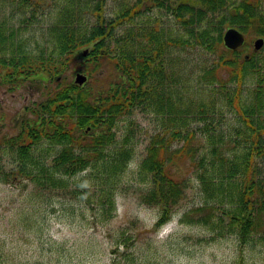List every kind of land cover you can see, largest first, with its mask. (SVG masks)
<instances>
[{"label":"rangeland","instance_id":"rangeland-1","mask_svg":"<svg viewBox=\"0 0 264 264\" xmlns=\"http://www.w3.org/2000/svg\"><path fill=\"white\" fill-rule=\"evenodd\" d=\"M39 1L35 17L23 22L21 17L31 11L23 6L22 0H0V31L9 34L3 35L6 40L0 47V52H6L3 57L25 54L33 60L42 55L49 62L47 58L53 53L55 35L50 34V30L62 18L59 16L69 14L66 17L69 25L90 28L93 23L91 10L85 8L81 0ZM125 1L131 6L134 0ZM169 1L141 0L139 12L113 30L105 42V50L96 56L71 57L67 65L60 66L52 74L41 71L19 78L13 84L0 82V142L19 132L21 122L19 125L18 122L23 117L25 122L37 117L35 111L39 102L69 84L80 87L75 91H90L88 98L106 93L120 80L121 70L116 62L128 63L130 55L126 51L133 50L137 55L150 52L157 63H162L165 79L160 78L159 87L165 90L166 96L171 91L176 95L180 92L183 99L204 105L201 115L195 114L198 108L194 106L183 126V129H193V136L185 144L195 152L197 160L201 158L202 166L211 170L210 162L214 158L215 168L219 170L221 154L224 159L239 162L241 149L251 139L241 123L238 106L230 104L224 92L234 94L237 83L230 78L228 68L218 63L221 54L228 59L233 53L222 44L210 51L189 38L185 24L171 14ZM121 2L107 0L105 15L115 17ZM68 20L62 24H68ZM256 36L259 35L254 32L245 34V42L239 47L240 59L253 51L252 40ZM152 37H156L153 42ZM106 50L109 55L104 54ZM208 68H215L208 73L216 78L211 83L205 76ZM8 71L0 68V81ZM78 72L87 76L82 85L74 82ZM257 84L251 73L246 74L240 86V98L262 110L264 121V82L262 106L254 102L252 95ZM27 104L32 107L31 112ZM159 113L150 107L145 111L135 109L131 115L121 116L113 126L117 140L123 137L125 129H132L129 145L133 154L117 176L114 210L108 218L107 213L102 216L95 200L97 192L92 191L94 184L101 182L100 176L92 172V177L87 178L85 174L89 170L86 169L69 178L65 186L44 188L40 181L19 176L14 153L1 154L3 170L11 172L7 180L0 172V264H264V243L259 239L264 234V222L256 228L259 232L252 234L253 240L240 244L238 235L229 232L226 226L220 229L194 221L201 206L202 215L209 211L219 214L223 210L215 207L219 192L212 194L202 189L196 175L198 162L179 151L163 164V169L171 178L185 179L184 194L175 205L168 207L165 222L156 225L162 214L161 204L140 201V194L147 191L150 180L149 173L139 172V163L145 156L149 137L161 125ZM131 121L135 123L128 127ZM182 143L183 140H175L170 148ZM47 146L48 143L40 145V156L50 157L54 153L55 147L45 152ZM78 183L86 185L90 198L74 193V185ZM82 186L81 191L84 190Z\"/></svg>","mask_w":264,"mask_h":264},{"label":"trees","instance_id":"trees-1","mask_svg":"<svg viewBox=\"0 0 264 264\" xmlns=\"http://www.w3.org/2000/svg\"><path fill=\"white\" fill-rule=\"evenodd\" d=\"M22 1L23 6L29 7L31 12L29 11V15L24 14L21 20H31L35 17L34 11L39 7L40 1ZM81 1L85 8L91 10L93 23L90 28L79 24L69 25V20L66 19L69 14L59 16L62 18L50 30V34L55 35L52 40L53 53L47 58L49 62L42 55L30 60L25 54L5 58L3 55L6 52H0V68L10 71L6 76L11 84L19 78L41 71L52 74L60 66L67 65L71 57L76 58L75 50L78 47L91 44L86 58L101 53L113 30L123 21L131 20L142 4L141 0H134L129 6L128 2L122 0L118 14L112 18L105 15L107 0ZM168 8L177 20L181 19L185 24L189 38L195 39L210 51H214L217 45H223L222 33L229 26H235L245 34L254 32L255 35L264 37V0H170ZM64 20H68V24H62ZM3 35L9 34L0 31V47L6 41ZM155 39L156 37H152V42ZM157 47L160 49V43ZM226 50L233 53V56L226 59L221 54L218 63L228 68L230 78L236 81L237 88L234 94L227 90L224 92L228 102L238 106L241 123L251 139L241 149L239 162L224 159L221 154L219 170L215 168L214 158L210 162L211 170L202 166L201 158L197 160L195 152L185 144L193 136V129H183V126L194 106L198 108L195 114L201 115L204 105L183 99L180 92L176 95L171 91L166 96L165 90L159 87V80H162L160 78L165 79L162 63H157L150 52L137 55L133 50L126 51L130 55L128 63L119 60L116 62L121 70L120 80L106 93L88 98L90 91H75V88L80 87L69 84L45 101L39 102L35 111L37 117L32 122H25L15 136L0 142V155L14 153L17 164L15 168L19 176L40 181L44 188L57 189L65 186L69 178L88 169L85 174L87 178L92 177V172L94 176H100L101 182L95 183L92 191L97 192L95 200L102 216L107 213L108 218L114 210L113 191L117 176L133 154V148L129 145L132 129H125L123 137L117 140L113 126L121 116L131 115L135 109L145 111L150 107L154 112H161L157 117L162 122L158 130L149 137L145 156L139 163V172L149 173L150 180L147 191L140 194V201L151 205L161 204L162 214L156 225L165 222L168 207L175 205L184 194L185 179L171 178L163 169V164L179 151L198 162L196 175L202 189L212 194L219 192L215 207L220 206L223 210L219 214L209 211L202 215L201 206L197 209L199 216L194 221L220 229L226 226L229 232L238 235L240 244L248 243L253 240L252 234L259 232L256 228L264 222V121L261 118L262 110L254 108L251 102L241 101L240 86L246 74L251 73L258 82L252 93L254 102L257 101L262 106L264 43L260 49L248 53L247 58L243 55L240 59L239 48ZM109 53L108 50L104 52L106 55ZM213 70L215 68L206 70L205 76L210 83L216 79L214 74L208 75ZM218 110L221 112L222 108L218 106ZM133 123L135 122L131 121L128 127H132ZM79 130L82 133L77 134ZM175 140H183L184 143L170 148ZM42 143H48L45 152L54 150L55 147L50 157L45 154L40 156ZM0 172L7 180L11 170H3L0 164ZM80 186V183L74 185V193L90 198L86 185L82 186L83 191ZM89 186L92 187L90 183ZM82 199L92 202L85 197ZM259 239L264 243V234Z\"/></svg>","mask_w":264,"mask_h":264},{"label":"water","instance_id":"water-1","mask_svg":"<svg viewBox=\"0 0 264 264\" xmlns=\"http://www.w3.org/2000/svg\"><path fill=\"white\" fill-rule=\"evenodd\" d=\"M245 36L242 31H240L236 27H228L224 30L222 35L223 43L226 47L230 49H236L237 47L241 46L244 42ZM263 38L258 37L253 40V47L254 50H258L263 45ZM91 48V44L81 47L76 51V54L80 57L86 56ZM248 57V54L245 55V58ZM75 82L77 84H82L86 80V75L83 73H76L75 75Z\"/></svg>","mask_w":264,"mask_h":264},{"label":"flooded vegetation","instance_id":"flooded-vegetation-1","mask_svg":"<svg viewBox=\"0 0 264 264\" xmlns=\"http://www.w3.org/2000/svg\"><path fill=\"white\" fill-rule=\"evenodd\" d=\"M1 83H3V84H5V83H8L9 82V79H8V77L7 76H4L3 75V80H1L0 81ZM26 108L28 109V112H31L32 111V108H31V106H30V104H27L26 105ZM39 114H38V118H39ZM21 122V123H20ZM19 123H20V125H21V128L24 126V123H25V117H23L19 122H18V125H19Z\"/></svg>","mask_w":264,"mask_h":264}]
</instances>
